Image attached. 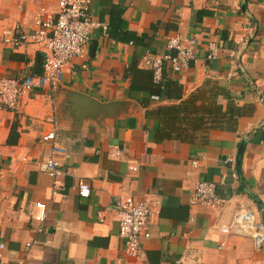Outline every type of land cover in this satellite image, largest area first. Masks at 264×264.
Here are the masks:
<instances>
[{
	"label": "crops",
	"instance_id": "crops-1",
	"mask_svg": "<svg viewBox=\"0 0 264 264\" xmlns=\"http://www.w3.org/2000/svg\"><path fill=\"white\" fill-rule=\"evenodd\" d=\"M40 7L55 12L57 1L0 0V76L42 72L43 43L1 42L7 28L34 31ZM89 17L98 25L85 53L54 92L33 87L18 109L0 108V264H138L125 253L114 200L148 193L162 197L142 242L150 264H264V244L220 231L241 210L264 226V0H91ZM175 35L196 39V60L165 67L177 85L161 99L143 58L167 53ZM51 97L65 149L55 195L42 167ZM199 180L215 182L221 207L188 203ZM36 201L48 207L42 232L31 217Z\"/></svg>",
	"mask_w": 264,
	"mask_h": 264
},
{
	"label": "built area",
	"instance_id": "built-area-1",
	"mask_svg": "<svg viewBox=\"0 0 264 264\" xmlns=\"http://www.w3.org/2000/svg\"><path fill=\"white\" fill-rule=\"evenodd\" d=\"M55 12L40 7L33 16L35 30L27 33L16 28H7L1 42L6 46H19L26 42L43 43L48 50L43 63L42 72L39 75H24L21 77L0 76V108L16 110L20 97L33 87L48 88L54 92L62 82L64 71L71 66L72 59L82 57L88 43L91 29L98 25L90 20L89 7L91 0H56ZM208 57L216 56V46L208 43ZM168 52L162 55L150 54L146 51L143 62L152 72V81L158 84L162 80L164 69L169 66L177 72L190 66L196 60V39L188 38L185 41L175 35L167 39ZM157 98V96H153ZM51 110L45 118L49 129L42 134L41 139L50 143L49 154L42 167L54 180L52 195L60 189L56 182L60 175L61 157L65 149L56 139L58 119L56 107L51 97ZM115 154L120 150L115 148ZM196 161L193 165L196 166ZM128 170L139 171V165L129 163ZM79 196L87 197L89 186L85 180H79L77 184ZM191 205H202L211 208H219L223 205L222 197L217 193L215 182L199 180L188 197ZM162 204V197L157 193H148L141 198H135L129 194H118L114 200V209L118 220L119 235L124 242L125 253L138 259V264H150L143 248V240L150 236L147 226L152 214L158 213ZM31 217L36 223L35 231H44V222L48 207L43 201H36ZM233 230L236 234L250 235L256 247L264 244V226L255 218L254 212L241 210L237 212L229 224L220 227V231L228 233ZM35 243L29 240L24 244V250L28 251ZM3 247V244H1Z\"/></svg>",
	"mask_w": 264,
	"mask_h": 264
},
{
	"label": "trees",
	"instance_id": "trees-1",
	"mask_svg": "<svg viewBox=\"0 0 264 264\" xmlns=\"http://www.w3.org/2000/svg\"><path fill=\"white\" fill-rule=\"evenodd\" d=\"M151 73V82H150V86H151V92L153 91L154 94L158 95L159 98L163 99V98H167L170 94V90L173 86H176L177 84L164 78V73L162 76V80L160 83L155 84L152 81V72L150 70Z\"/></svg>",
	"mask_w": 264,
	"mask_h": 264
},
{
	"label": "water",
	"instance_id": "water-1",
	"mask_svg": "<svg viewBox=\"0 0 264 264\" xmlns=\"http://www.w3.org/2000/svg\"><path fill=\"white\" fill-rule=\"evenodd\" d=\"M243 150H244V141L241 142L239 149H238V153L236 155V171H237L239 178H240V159H241Z\"/></svg>",
	"mask_w": 264,
	"mask_h": 264
}]
</instances>
